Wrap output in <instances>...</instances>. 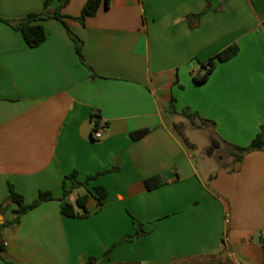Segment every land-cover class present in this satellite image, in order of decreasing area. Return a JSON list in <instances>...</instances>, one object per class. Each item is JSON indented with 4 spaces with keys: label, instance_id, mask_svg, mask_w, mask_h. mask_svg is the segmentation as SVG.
Returning <instances> with one entry per match:
<instances>
[{
    "label": "crops",
    "instance_id": "1",
    "mask_svg": "<svg viewBox=\"0 0 264 264\" xmlns=\"http://www.w3.org/2000/svg\"><path fill=\"white\" fill-rule=\"evenodd\" d=\"M44 2L0 0V204L10 184L25 203L41 190L56 199L3 228L0 264H202L230 253L264 264V149L240 163L232 155V144L249 145L264 124V0H102L84 22L87 0H69L66 23L44 20L46 39L32 47L3 19L40 12ZM235 43V56L194 81L204 61ZM95 117L107 124L100 139ZM183 117L209 126V141L185 130L188 143L176 125ZM142 128L150 131L133 139ZM214 137L228 163L202 151ZM75 171L80 181L102 171L68 196L91 191L84 217L61 211ZM156 175L163 184L151 189L146 179ZM96 185L107 190L102 206ZM17 207L10 202L3 219ZM139 222L146 233L102 262Z\"/></svg>",
    "mask_w": 264,
    "mask_h": 264
},
{
    "label": "trees",
    "instance_id": "2",
    "mask_svg": "<svg viewBox=\"0 0 264 264\" xmlns=\"http://www.w3.org/2000/svg\"><path fill=\"white\" fill-rule=\"evenodd\" d=\"M55 0H45L44 2V8L40 12H30L26 17L19 19V20H10V19H3L5 22L9 23L14 28L20 30L23 33V36L26 40V42L32 46H38L40 45L45 39H46V30L45 26L43 24L44 20H47L49 18H58L60 20H64L65 15L61 12L62 8L69 2V0H57L58 5L53 10L50 8L51 4ZM102 0H87L85 3L82 13L77 18L84 22L85 19L88 16L95 15L97 11L99 10L101 6ZM201 13L193 14L189 16V22L191 25H195L197 23V20L199 19ZM69 28V27H68ZM71 36L76 41V47L77 51L81 57V59L84 61L83 53H82V40L75 35L71 29L69 28ZM239 45L238 44H231L212 56L211 58L207 59L202 63V68L200 71H198L194 76V81L197 83H203L207 81L211 75V73L214 71L218 63L225 62L231 59L233 56H235L239 52ZM183 115L189 117L192 119L193 116H196L197 113L191 114L187 110H183ZM202 121L205 122H212L215 124V121L201 118ZM177 127L180 129V134L183 136V138L190 143L189 138L186 135L185 129L181 128L180 125L177 123ZM150 131L149 128H142L138 130H134L131 133V136L133 139H141L144 137L148 132ZM221 141L214 137L211 140V146L208 147L207 152L208 154H213L215 150H217L220 147ZM263 150L264 149V124L261 125L260 131L257 133V135L253 138L251 143L247 146H239L232 144V155L234 157V161L236 163H240L243 159V156L252 150ZM102 171L97 172L93 175H90L87 177L86 180L80 181L77 178V172H72L66 176V178H69L72 180L73 185L70 188H67L66 182L64 185V195L60 198L61 200V211L63 214L67 216H77V217H84L87 216L90 211L88 209V199L90 197L91 191L88 190L86 193L81 194L75 202H72L68 196L72 192L74 187L78 186H85L88 187L91 180L97 178ZM146 184L149 188H156L163 184L162 178L159 175L152 176L146 179ZM96 192V199L100 206H102L106 200H107V190L102 185H96L94 187ZM56 199V196L51 190H41L38 194V196L31 202V203H25L23 194L18 191L13 184H10V194L7 197V199L0 204V214L4 213L5 209L9 206L10 202H15L18 204V207L14 210L16 213V216L13 219H5L1 225H0V256H3V253L5 252V246L2 242V231L3 228L11 223L17 222L20 218V216L23 213H26L27 211L39 206L44 201ZM146 233V230L143 228V224L139 222L136 226V229L133 233H129L126 235H123L121 238H119L117 241L113 243V245L105 252L102 262H109L110 261V255L113 249L120 243L125 241H132L139 237L140 235H143ZM98 258L96 257H90L88 260V264H94L97 261Z\"/></svg>",
    "mask_w": 264,
    "mask_h": 264
},
{
    "label": "rangeland",
    "instance_id": "3",
    "mask_svg": "<svg viewBox=\"0 0 264 264\" xmlns=\"http://www.w3.org/2000/svg\"><path fill=\"white\" fill-rule=\"evenodd\" d=\"M193 120H190L188 118L183 117L182 121L179 122V125L181 128L185 129L186 131L189 130L190 131V136L194 138V140L198 141V143H203L205 141H209V133L211 131V129L209 128V126H205V125H199L200 122L198 121V123L196 121V124L192 122ZM207 148L205 147V149H203L202 151L204 153H207V149L209 146H211V142H209V144L206 145ZM198 159H202L201 157V153L199 150L195 151ZM214 160L217 163H228L231 160V156L228 152V150L225 147H221L217 150L214 151V154L212 155ZM82 191L79 190V193H81ZM78 194V191H74L72 196H76ZM71 196V197H72Z\"/></svg>",
    "mask_w": 264,
    "mask_h": 264
},
{
    "label": "built area",
    "instance_id": "4",
    "mask_svg": "<svg viewBox=\"0 0 264 264\" xmlns=\"http://www.w3.org/2000/svg\"><path fill=\"white\" fill-rule=\"evenodd\" d=\"M94 119L95 121H97L98 125L93 129V137L96 139H100L103 137V133L105 128L107 127V124L101 121L98 117H95ZM202 264H242V262L233 253H230L225 258L205 262Z\"/></svg>",
    "mask_w": 264,
    "mask_h": 264
},
{
    "label": "water",
    "instance_id": "5",
    "mask_svg": "<svg viewBox=\"0 0 264 264\" xmlns=\"http://www.w3.org/2000/svg\"><path fill=\"white\" fill-rule=\"evenodd\" d=\"M4 221V219H3V215L2 214H0V225H1V223Z\"/></svg>",
    "mask_w": 264,
    "mask_h": 264
}]
</instances>
